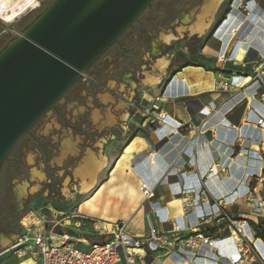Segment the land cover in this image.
Segmentation results:
<instances>
[{"label": "crops", "instance_id": "0c3cea01", "mask_svg": "<svg viewBox=\"0 0 264 264\" xmlns=\"http://www.w3.org/2000/svg\"><path fill=\"white\" fill-rule=\"evenodd\" d=\"M223 4L220 22L214 25L195 58L205 68L183 66L185 61L174 63L170 58L163 69L159 68V74H148L146 83L143 76L138 83L143 87L139 98L147 100L149 107L158 106L165 118L153 121L142 113V126L136 132L129 135L127 126L120 125L101 151L89 152L96 160L105 157L109 167L105 175L103 170L97 172V183L75 207L77 216L105 223L128 220L127 231L143 239L148 234V222L158 231L169 230V220L181 214L182 190L201 184L211 201L224 199L226 210L247 219L252 225L249 233L253 235L258 230L261 214L260 218L242 205L240 195L253 183L252 175L264 170V77L255 72L264 65V0H224ZM215 15L210 26L215 23ZM225 23L223 37L216 36L218 27ZM221 79H227L230 85L218 87ZM136 88H132L128 102L135 101L141 89ZM249 110L262 119L261 124L245 119ZM131 111L133 114L129 110L122 112L119 120L129 122L136 116ZM143 183L154 187L150 200L143 201ZM260 189L264 196V184ZM214 208L212 204L204 205L208 213ZM33 221L36 219L29 216L23 219L27 224ZM131 222L135 233L129 229ZM206 227L200 230L215 233V229ZM190 233L184 231L185 235ZM225 235L226 232L216 241ZM10 244L0 250V256L7 253L4 251ZM214 249L217 250L212 248L205 256L188 251L184 263L222 261L225 257L219 253L215 256ZM18 259L12 264H39L34 257ZM154 264L173 262L160 253Z\"/></svg>", "mask_w": 264, "mask_h": 264}, {"label": "rangeland", "instance_id": "374dc122", "mask_svg": "<svg viewBox=\"0 0 264 264\" xmlns=\"http://www.w3.org/2000/svg\"><path fill=\"white\" fill-rule=\"evenodd\" d=\"M52 1L38 0L35 8L25 11L10 23L0 19V50L18 37ZM207 1L152 0L150 7L145 8L120 36L122 45L126 46L124 54L132 56V62L123 56L118 45L109 47L95 65L83 73L79 82L56 102L55 109L43 114L31 127V134L21 138L13 147L0 166L3 195L1 206L6 210L10 206L20 208L17 212L19 227L16 233H4L0 228V250L19 235L23 228V218L27 215L36 219L33 226L38 225L43 230L51 229L55 223L53 231L66 234L73 241L92 238L94 232L91 222L83 220V223H77L81 218L75 216V207L95 186L97 178L91 188L79 193L77 187L82 178L81 167L86 161H96L95 157L89 156V152L101 151L106 140H110V135L117 132L120 125L127 126L129 135L141 128L142 108L149 107V103L139 98L143 87L138 83L143 76L146 83L148 74H159L156 61L160 57L167 60L171 58L174 63L193 58L186 50H182V46L183 43L196 39H200L203 44L212 34L215 24L208 28L216 11L205 32L194 34L190 31ZM169 33L173 34L175 39L166 41L163 37ZM217 47L218 43L215 44V50ZM180 50L183 51L181 55ZM134 86L141 89L136 92L134 105L131 107L128 100ZM140 99L142 105L138 107ZM126 110L131 114L133 110L136 116L129 122L120 121L118 117ZM40 144L44 152L41 151ZM107 165L106 163L99 171L103 170V175L109 167ZM260 196L264 202L261 191ZM256 215L264 219V214ZM260 224L259 221L258 225ZM251 226L248 222L247 229ZM129 229L135 233L132 222ZM257 233L258 230H255L253 235L257 236ZM246 235L249 239L247 259H243L240 264H264L251 248L252 240L248 232ZM215 247L219 251L225 249ZM237 253L235 247L230 253L222 256L232 257ZM238 257L233 258V261ZM18 260L13 251L0 256V264L2 261L12 264ZM222 262H225V259H222Z\"/></svg>", "mask_w": 264, "mask_h": 264}, {"label": "water", "instance_id": "95a60500", "mask_svg": "<svg viewBox=\"0 0 264 264\" xmlns=\"http://www.w3.org/2000/svg\"><path fill=\"white\" fill-rule=\"evenodd\" d=\"M151 1L53 0L0 50V166Z\"/></svg>", "mask_w": 264, "mask_h": 264}, {"label": "built area", "instance_id": "2783aa9c", "mask_svg": "<svg viewBox=\"0 0 264 264\" xmlns=\"http://www.w3.org/2000/svg\"><path fill=\"white\" fill-rule=\"evenodd\" d=\"M255 72L264 77V65ZM229 85L227 79L217 81L218 87ZM129 104L131 107L134 105L133 101ZM141 105L142 100L138 107ZM142 110L143 116L153 121L165 118L155 104L147 108L143 106ZM245 119L256 124L262 122L252 110L247 112ZM212 169L211 167L209 171ZM252 176L253 183L240 195L241 204L254 212L264 214V202L260 196V186L264 184V170H258ZM140 190L143 201L154 197V187L147 183H143ZM182 193L179 198L181 214L169 220L170 229L158 231L151 222H148V234L143 239L134 238L127 231L128 220L105 223L76 215L91 222L94 233L90 240L79 238L73 241L64 233H56L53 231L55 223L49 230H43L38 225L33 226L34 224L23 225L15 241L4 252L13 251L18 258L34 257L39 264H154L159 260L160 253L169 258L173 264H183L186 261L184 255L186 252L193 251L197 255L204 253L205 256L206 252L215 248L213 244L218 237L226 232L227 235L220 238L236 237L238 253L232 257H225V262L217 260L214 264H240L243 259H247L249 239L244 234V228L248 226L247 219L233 216L226 210L224 199L214 198L211 201L201 184L192 189H184ZM206 204H212L215 208L208 213L204 209ZM191 215L193 217L190 218ZM179 219L182 223L178 222ZM206 226L215 229V233L212 235L202 231L208 228ZM186 229L191 233L185 235ZM214 251L215 256H218L217 250ZM237 256L239 257L233 261Z\"/></svg>", "mask_w": 264, "mask_h": 264}, {"label": "bare ground", "instance_id": "6f19581e", "mask_svg": "<svg viewBox=\"0 0 264 264\" xmlns=\"http://www.w3.org/2000/svg\"><path fill=\"white\" fill-rule=\"evenodd\" d=\"M221 2L222 0H208L206 4L204 5L202 12L200 13L198 21L195 22V24L191 26L190 31L194 34L195 33L202 34L203 31H205L206 27L211 22L212 17L218 8V5L221 4ZM37 4H38V0H0V19L6 23H10L14 21L17 17H19L25 11L35 8ZM226 29H227V24L226 23L221 24L216 31V36L223 37ZM163 38H165V40L168 41V40L175 39V36L169 33V34H166ZM167 63L168 61L164 57H160L156 61V64L159 66V68L165 67ZM154 80H155V77L152 78V81ZM105 164H106L105 157H103L102 159H97L94 162L92 161L84 162L83 166L81 167L82 174L81 175L79 174L80 176H82L80 185H78L77 187L79 193H84L89 188L92 187L93 183L96 181V175L98 174L97 172L100 171V169H102V167ZM80 166L81 165H79V167ZM27 216H29V218H33L31 215H27ZM27 216H25L24 218H26ZM35 223L36 221L33 224ZM22 224L26 226L33 225L30 223L27 224L25 222H22ZM247 228L248 226L244 228L245 235L248 232ZM235 239L236 237L228 236V237L221 239L220 241H215L213 245L220 246L221 248L222 247L225 248L224 250L223 249L220 251L218 250V253L220 255L227 254V253H230L235 247H237ZM251 246L253 250L255 251V253L258 255V257L264 262V242L262 241V239L261 238L253 239L251 241ZM130 251H133V250H130ZM137 251L141 252V250H137ZM205 261L206 260L203 259L201 264H206L207 262Z\"/></svg>", "mask_w": 264, "mask_h": 264}, {"label": "flooded vegetation", "instance_id": "af4514ba", "mask_svg": "<svg viewBox=\"0 0 264 264\" xmlns=\"http://www.w3.org/2000/svg\"><path fill=\"white\" fill-rule=\"evenodd\" d=\"M177 1H179V0H177ZM182 2H183V0H182ZM176 4H178V3H176ZM150 5H151V3H150ZM150 5L149 6H147V7H150ZM146 7V8H147ZM223 9H224V6H223V2H222V5H220L219 6V8L217 9V11H216V17L217 18H221V16H222V13H223ZM219 16V17H218ZM158 18V17H157ZM216 18V20H215V22L218 20ZM158 20L159 21H161L160 20V18H158ZM215 24V23H214ZM131 26V25H130ZM129 26V27H130ZM212 26V25H211ZM210 26V28H212ZM128 27V28H129ZM127 28V29H128ZM126 29V30H127ZM114 44H116V45H118V48L120 49V51L121 52H123V56H126L127 57V60H129L130 61V63L132 62V56H130V55H126V54H124V52H125V50H126V46H123L122 45V43H121V41H120V37H119V39H118V42H115V43H113L112 45H114ZM111 45V46H112ZM110 46V47H111ZM99 59V58H98ZM97 59V60H98ZM96 60V61H97ZM96 61H95V63H96ZM95 65V64H94ZM94 65H92V66H94ZM55 109V108H54ZM31 134V132L30 133H28V134H26V135H30ZM25 135V136H26ZM40 149H41V151L42 152H44L43 151V148H41V144H40ZM2 184L0 183V228L1 229H3V231H4V233H9V232H12V233H16V229L18 228V220H19V218H18V215H17V212H18V210L20 209L19 207H16V206H10L7 210L3 207V206H1V201H2Z\"/></svg>", "mask_w": 264, "mask_h": 264}, {"label": "trees", "instance_id": "16d2710c", "mask_svg": "<svg viewBox=\"0 0 264 264\" xmlns=\"http://www.w3.org/2000/svg\"><path fill=\"white\" fill-rule=\"evenodd\" d=\"M220 20H221V18H218V20L215 22V24H217ZM201 47H202V41L200 39H196L190 43H183L182 50H186L187 53L190 54L191 57H193L192 59L186 60L184 62L183 66L194 65V66H201V67L205 68V65L203 63H201L198 60H195L196 56H198V51L201 49ZM182 53H183V51L180 50L179 54L181 55ZM176 70H178V69H174V71H176ZM260 222H261V224L257 226V229H258L257 236H253L251 233H249V230H248V236L251 238V240H253L255 238H261L262 241L264 242V228H263L264 219H261Z\"/></svg>", "mask_w": 264, "mask_h": 264}]
</instances>
